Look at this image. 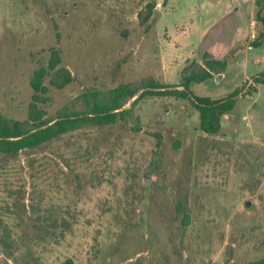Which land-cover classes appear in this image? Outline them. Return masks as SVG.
<instances>
[{"label": "rangeland", "instance_id": "obj_1", "mask_svg": "<svg viewBox=\"0 0 264 264\" xmlns=\"http://www.w3.org/2000/svg\"><path fill=\"white\" fill-rule=\"evenodd\" d=\"M0 0V114L26 120L34 70L52 49L74 80L50 87L45 118L85 91L179 85L203 54L223 72L197 97L239 90L217 134L190 100L146 97L124 121L0 154V264H249L264 257L263 26L258 2ZM248 5V4H247ZM263 11V10H262ZM261 11V14H262ZM227 14V15H226ZM256 40L247 48L250 22ZM258 43V47L254 44ZM48 80H46L47 84Z\"/></svg>", "mask_w": 264, "mask_h": 264}, {"label": "trees", "instance_id": "obj_2", "mask_svg": "<svg viewBox=\"0 0 264 264\" xmlns=\"http://www.w3.org/2000/svg\"><path fill=\"white\" fill-rule=\"evenodd\" d=\"M261 8L257 11L258 21L263 26L264 0L258 2ZM255 21L258 23L257 19ZM258 43L254 47H258ZM227 60L212 58L209 53L202 56V64L191 62L182 70L179 85L144 82L138 88L131 84L120 85L107 92L85 91L78 98L79 110L62 108L55 118H45V112L40 107L47 101L46 94L50 87L61 90L70 84L74 78L71 73L61 66V58L56 49H52L48 64L33 71L29 78L32 89L31 102L26 120H13L0 114V154L16 157L23 150L40 147L58 137L86 127H106L124 121L131 114V109L122 108L126 102L136 95L140 89L142 94L133 100L131 108L140 99L146 97H170L173 99L190 100L199 113L200 130L208 134H217L221 127V117L232 111L236 104L239 90H234L223 99L197 97L191 90L192 83L206 82L224 71ZM46 80H48L46 84ZM256 83L264 84V72L254 78ZM249 264H264V257Z\"/></svg>", "mask_w": 264, "mask_h": 264}, {"label": "crops", "instance_id": "obj_3", "mask_svg": "<svg viewBox=\"0 0 264 264\" xmlns=\"http://www.w3.org/2000/svg\"><path fill=\"white\" fill-rule=\"evenodd\" d=\"M234 1H235V4L234 6H232V10L230 9L229 11H226L228 15L229 14L232 15L231 13H233V15L236 16L238 13L241 14L242 10H244V7H247V9H249V7L252 6V3L246 2L248 0H234Z\"/></svg>", "mask_w": 264, "mask_h": 264}, {"label": "built area", "instance_id": "obj_4", "mask_svg": "<svg viewBox=\"0 0 264 264\" xmlns=\"http://www.w3.org/2000/svg\"><path fill=\"white\" fill-rule=\"evenodd\" d=\"M262 16H264V8H263V11H262ZM256 25H257V22L253 19L250 22L251 32L249 34V39H248V42H247V48L248 49H251L252 48V44L256 40V29H255L256 28Z\"/></svg>", "mask_w": 264, "mask_h": 264}]
</instances>
